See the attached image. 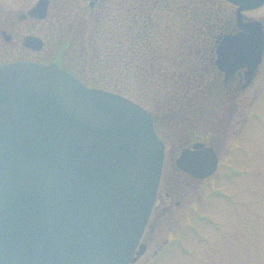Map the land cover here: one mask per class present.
I'll return each mask as SVG.
<instances>
[{"label":"water","instance_id":"95a60500","mask_svg":"<svg viewBox=\"0 0 264 264\" xmlns=\"http://www.w3.org/2000/svg\"><path fill=\"white\" fill-rule=\"evenodd\" d=\"M243 11L264 0H228ZM47 13L40 0L31 11ZM221 41L217 63L251 61L264 48L262 24ZM24 45L44 46L34 35ZM245 45V46H244ZM232 48V49H231ZM185 150L180 165L215 172L212 147ZM164 144L152 114L130 97L84 84L56 62L0 63V264H130L155 202Z\"/></svg>","mask_w":264,"mask_h":264},{"label":"rangeland","instance_id":"374dc122","mask_svg":"<svg viewBox=\"0 0 264 264\" xmlns=\"http://www.w3.org/2000/svg\"><path fill=\"white\" fill-rule=\"evenodd\" d=\"M66 1L55 2L52 24L34 28L46 44L30 61L58 62L155 115L166 113L168 124L197 119L200 132L220 138L216 173L156 224L149 256L169 240L153 264H264V62L256 84L236 97L233 113L208 92L180 86L206 75L202 59L231 15L229 6L220 0H101L94 12L83 13L84 0ZM248 14L264 20V5ZM0 55V63L27 61ZM218 191L227 197H217Z\"/></svg>","mask_w":264,"mask_h":264},{"label":"flooded vegetation","instance_id":"af4514ba","mask_svg":"<svg viewBox=\"0 0 264 264\" xmlns=\"http://www.w3.org/2000/svg\"><path fill=\"white\" fill-rule=\"evenodd\" d=\"M39 1L40 0H0V42L5 44V46L0 47V53L2 56L4 55V59H26L27 61L33 59L37 60L36 58L32 59L31 55L38 53L40 50H35L25 46V37L29 35L38 36L34 32V28L39 22H48L49 20L50 24L53 23V21L50 19V15L52 9L56 5L55 2L57 0H46L47 13L44 18H39L31 12L39 3ZM68 1L69 0L66 2ZM74 1L77 2V0ZM220 1L229 6L231 15H228L229 13H227L228 16L226 19H224L223 24L220 26V30L218 33H216V35L213 36L214 39L211 42L209 52H207V54L204 55L202 59H206L204 62L206 63L207 73L206 75L201 74L199 76L200 78L195 77L192 79L190 76L189 78L185 79L184 83H181L180 86H184V89L187 91L208 92L210 95L216 97V101H218L220 104H225V107L231 113H233L237 106L236 97H239L241 92L251 89L256 84L258 73L264 62V48L260 62L258 63L257 68L250 79L247 78L246 72L249 70V66L252 65L251 61H246L245 59L229 60L228 63H226L227 71L222 70L217 63V48L221 41L244 31L241 27V24H245L252 19H256L261 22L264 34V20L249 15L248 12L251 10H246L243 11L245 19L239 21L237 16V6L227 0ZM84 2H82L84 5H79L83 13L87 8L94 12L95 8L101 4V0H84ZM41 39L43 40L45 46L46 40L43 38ZM6 45L9 46L7 47ZM58 65L71 74H74L67 68L60 65V63H58ZM74 76L77 77L75 74ZM77 78L88 86L99 87L95 84L86 82L79 77ZM206 78L207 80H204ZM261 88L262 87H259L257 91L261 90ZM229 103H231V106H229ZM148 111L152 114L155 130L164 144V161L155 202L140 239V243H144L146 245V249L145 252L140 255L135 262H131L130 264L154 263L153 259L155 260L158 254L163 252L165 243H167L169 240L167 239L162 245H159L157 249H154L153 254H150L149 256V252H151L150 248L152 246V242L154 241V228L156 224L160 222L163 216L172 213L175 208H181L187 202L184 198L185 194H187L194 187V185L199 184L203 180L210 179V177L213 176L218 170L219 163L221 161L219 145L220 138H218L217 134L215 136L214 132L211 133L207 131V134L200 132L199 130L201 126L200 123L197 122V119L196 121L192 122L187 120V117L184 118L183 121L179 119V121L174 122L173 119V122L171 121L170 124H168L165 122L167 115L166 113L155 115L154 112L150 111L149 109ZM188 121L189 123H187ZM227 121L229 123V118H227ZM242 123H244V120ZM229 127L230 123L229 126L226 127V129L223 128V130L225 131ZM210 128L213 131L212 125ZM197 143L202 145L201 148L212 147L218 158L216 171L204 178L192 174L183 168V166H181L179 163L184 151L188 149L196 150L194 145ZM229 167H232V164H230ZM165 169L167 170L166 173ZM216 195H218L217 197L219 198L227 197V195L221 191L216 192ZM176 240L179 241L178 238ZM169 246L170 247L167 246V252H171L173 249L172 244Z\"/></svg>","mask_w":264,"mask_h":264},{"label":"trees","instance_id":"16d2710c","mask_svg":"<svg viewBox=\"0 0 264 264\" xmlns=\"http://www.w3.org/2000/svg\"><path fill=\"white\" fill-rule=\"evenodd\" d=\"M114 91V90H113ZM116 91V90H115Z\"/></svg>","mask_w":264,"mask_h":264}]
</instances>
